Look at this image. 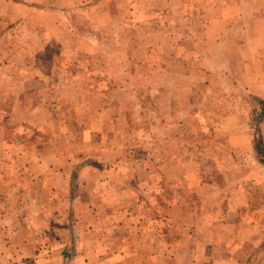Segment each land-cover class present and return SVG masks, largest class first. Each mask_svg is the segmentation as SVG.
<instances>
[{
    "label": "rangeland",
    "instance_id": "374dc122",
    "mask_svg": "<svg viewBox=\"0 0 264 264\" xmlns=\"http://www.w3.org/2000/svg\"><path fill=\"white\" fill-rule=\"evenodd\" d=\"M263 199L264 0H0V264H116L151 213L204 245Z\"/></svg>",
    "mask_w": 264,
    "mask_h": 264
},
{
    "label": "crops",
    "instance_id": "0c3cea01",
    "mask_svg": "<svg viewBox=\"0 0 264 264\" xmlns=\"http://www.w3.org/2000/svg\"><path fill=\"white\" fill-rule=\"evenodd\" d=\"M99 202L100 206H109L110 199L104 196L99 199ZM106 212H111V210H106ZM249 212H251L250 209H242L235 217L232 216L233 224H227L223 226V230L221 228L219 232H215L214 239L210 238L209 234H206L205 238L207 241H205L204 245L200 244L199 241L193 240L192 243L189 242L188 246L183 245L181 247L178 245L175 247L172 242L170 244L166 242L167 236L171 234L172 227L169 225L159 227V216L151 213L149 220L154 219L156 224L154 226L150 225V234L145 236L135 234L133 248L131 243L125 241V239L120 241L119 248L114 249L118 256L116 264L130 262L127 259H132V255L140 256V260L136 264H170L173 258L177 259L178 264H264V215L260 216V219H255V214L249 215ZM169 216V219L174 222L175 218L172 219L173 217ZM90 217H93L94 221L96 220L95 215L91 213ZM191 221L195 220L192 219ZM58 224H60V221L51 225V227L58 226ZM193 226L200 228L199 224ZM214 227L217 231L216 226ZM220 227H222V224H220ZM75 228L76 226H71L73 234L77 236ZM191 228L192 225L190 224L182 225L179 228L183 231V239L192 238ZM68 229L69 225L66 224L64 231H69ZM95 230L96 228L93 225H87V227H81V234L85 231L92 232ZM161 232L165 234L166 238L163 234H160ZM76 239L77 237H75ZM62 241L67 242L62 239L61 241L55 240V243H61ZM91 253L78 250L72 252L71 258L68 259L70 264H111V261L116 262L115 257H109L99 263L100 258L98 253H95V249H92ZM174 253L181 256H176ZM120 254L131 255L124 258ZM168 254H173V256H168Z\"/></svg>",
    "mask_w": 264,
    "mask_h": 264
}]
</instances>
